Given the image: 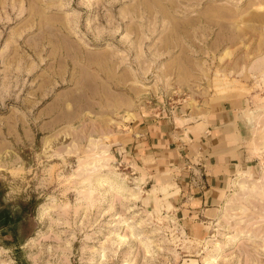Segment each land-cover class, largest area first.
Returning <instances> with one entry per match:
<instances>
[{
    "label": "rangeland",
    "instance_id": "rangeland-1",
    "mask_svg": "<svg viewBox=\"0 0 264 264\" xmlns=\"http://www.w3.org/2000/svg\"><path fill=\"white\" fill-rule=\"evenodd\" d=\"M219 104L248 153L212 202L144 170ZM0 264H264V0H0Z\"/></svg>",
    "mask_w": 264,
    "mask_h": 264
},
{
    "label": "crops",
    "instance_id": "crops-1",
    "mask_svg": "<svg viewBox=\"0 0 264 264\" xmlns=\"http://www.w3.org/2000/svg\"><path fill=\"white\" fill-rule=\"evenodd\" d=\"M242 123L239 109L223 104L215 105L202 118L157 121L141 134L144 139L138 140L144 146L140 151L150 158L149 163L143 166L144 170L154 174L158 180L162 178V168H171L164 173L177 176L187 172L188 177H191L190 172L196 174L200 169L207 182L204 187L206 199L201 196V202H212L215 190L222 188L223 182L233 175V168L239 163L241 165L248 153L247 132ZM180 180L184 192L179 189L183 196L187 195L189 186L195 193L199 190L194 189L199 186L194 175L189 183H186V178L180 177Z\"/></svg>",
    "mask_w": 264,
    "mask_h": 264
}]
</instances>
